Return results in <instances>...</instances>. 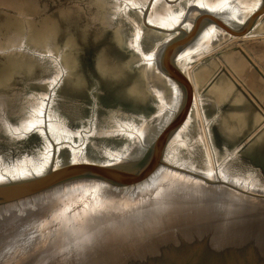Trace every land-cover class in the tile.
I'll return each instance as SVG.
<instances>
[{
	"label": "water",
	"instance_id": "1",
	"mask_svg": "<svg viewBox=\"0 0 264 264\" xmlns=\"http://www.w3.org/2000/svg\"><path fill=\"white\" fill-rule=\"evenodd\" d=\"M264 0H0V264H264V202L219 190L189 68Z\"/></svg>",
	"mask_w": 264,
	"mask_h": 264
},
{
	"label": "rangeland",
	"instance_id": "2",
	"mask_svg": "<svg viewBox=\"0 0 264 264\" xmlns=\"http://www.w3.org/2000/svg\"><path fill=\"white\" fill-rule=\"evenodd\" d=\"M189 73L215 172L264 189V11ZM236 184L218 182L221 191L264 202Z\"/></svg>",
	"mask_w": 264,
	"mask_h": 264
},
{
	"label": "bare ground",
	"instance_id": "3",
	"mask_svg": "<svg viewBox=\"0 0 264 264\" xmlns=\"http://www.w3.org/2000/svg\"><path fill=\"white\" fill-rule=\"evenodd\" d=\"M221 173H223V172H221ZM221 173L220 172H215L216 178H217V182H220V183H223V184L227 185V186L224 185L225 187H228V188L230 187L232 189L239 190L240 187H238L237 184H236V183H238V184H241L243 186H247V188H245L244 190L248 191V193L253 194V195H256L257 197L258 196L264 197V189H258L259 187L258 186H254V185H253V187L252 186L245 185L241 181V180H245L244 178H241V180L235 179L237 175L236 176L235 175H231V173L229 175H223ZM233 181H235L236 183H233Z\"/></svg>",
	"mask_w": 264,
	"mask_h": 264
}]
</instances>
